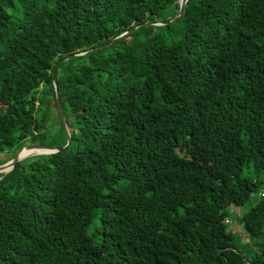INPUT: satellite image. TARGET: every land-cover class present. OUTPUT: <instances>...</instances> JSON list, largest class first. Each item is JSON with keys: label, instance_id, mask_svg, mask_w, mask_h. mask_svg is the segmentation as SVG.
<instances>
[{"label": "trees", "instance_id": "obj_1", "mask_svg": "<svg viewBox=\"0 0 264 264\" xmlns=\"http://www.w3.org/2000/svg\"><path fill=\"white\" fill-rule=\"evenodd\" d=\"M179 1L0 0V153L52 132L58 62ZM177 22L59 64L71 141L0 174V264H264L225 223L256 195L240 223L264 239V0H187Z\"/></svg>", "mask_w": 264, "mask_h": 264}, {"label": "rangeland", "instance_id": "obj_2", "mask_svg": "<svg viewBox=\"0 0 264 264\" xmlns=\"http://www.w3.org/2000/svg\"><path fill=\"white\" fill-rule=\"evenodd\" d=\"M172 19H174V17ZM171 27L173 29V32H175L179 29L180 23L176 21L175 23L171 24ZM50 103L52 102L50 101ZM49 118H50L49 126L51 127L52 132L46 134L43 139L37 140L36 144H32L31 140L28 139L25 141V144L23 146L43 145L47 147H55L56 140L53 139V132L58 129L59 118L57 117L56 108L53 104L51 105L49 111ZM17 151H18L17 147H13L0 153V163L9 160L10 158H13L17 153ZM23 151L20 153V155L23 153ZM179 152L181 155H184L189 160L199 159V156L196 154H186L183 150H179ZM242 175L246 177L251 176L250 171L246 169L243 170ZM256 199H257L256 195L250 196L249 201L245 203L242 207H238L235 204L231 203L229 205V215L225 220L226 221L225 223L227 224L229 230H231V232L233 233L234 245L240 247V249L244 251L245 254L248 256L262 255L264 257V239L250 240L246 231L244 230L243 226L240 223L241 216L244 213H246L251 206L254 205ZM96 226H97V219L88 227L87 232L91 236L93 242L95 244H98L100 239H99V235L96 234Z\"/></svg>", "mask_w": 264, "mask_h": 264}, {"label": "water", "instance_id": "obj_3", "mask_svg": "<svg viewBox=\"0 0 264 264\" xmlns=\"http://www.w3.org/2000/svg\"><path fill=\"white\" fill-rule=\"evenodd\" d=\"M187 2V0H180L179 1V12L178 14L174 17V19L166 21V22H145L143 24H137L134 25L131 29H129L128 31H125L124 33L120 34L119 36L111 39L110 41L106 42L105 44L93 48L91 50H88L86 52H82V53H78V54H73L70 56L65 57L64 59H62V61L58 62L52 71V80H53V87H54V92H55V98H56V104H57V112H58V117L60 120V123L62 125L63 131L65 133L66 136V144L63 147H47V146H43V145H28V146H23L21 149H19L17 151V153L15 154V156L8 162L0 165V174H7L8 172H10L16 163H18L19 161L29 158V157H34L37 155H30V156H25V157H20V153L23 150H44L46 151L45 153L41 154V155H47V154H53V153H57L60 152L62 150H66L70 144V134H69V130L67 128L66 122H65V118L63 115V111H62V107H61V103L59 100V94L57 91V83H56V70L59 66V64L61 62L67 61V60H71L74 58H78V57H83V56H89L91 54H94L96 52L102 51L106 48H108L109 46H111L112 44L116 43L117 41H119L120 39H123L127 36H129L133 31H135L136 29L142 27V26H166L172 23H175L180 17L183 16L184 14V6L185 3ZM233 251H235V249L232 248ZM239 255L242 257L243 261L248 262V260L244 257V255L241 252H238Z\"/></svg>", "mask_w": 264, "mask_h": 264}, {"label": "bare ground", "instance_id": "obj_4", "mask_svg": "<svg viewBox=\"0 0 264 264\" xmlns=\"http://www.w3.org/2000/svg\"><path fill=\"white\" fill-rule=\"evenodd\" d=\"M30 152V153H28ZM46 151L44 150H24L23 153L20 155V157H27V156H30V155H41L43 153H45Z\"/></svg>", "mask_w": 264, "mask_h": 264}]
</instances>
